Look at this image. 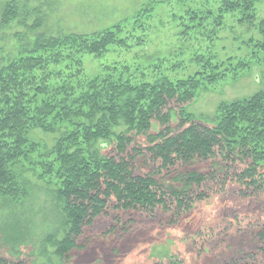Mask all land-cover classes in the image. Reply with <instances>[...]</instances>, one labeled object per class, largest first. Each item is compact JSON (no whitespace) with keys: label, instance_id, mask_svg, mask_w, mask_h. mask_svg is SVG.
I'll return each instance as SVG.
<instances>
[{"label":"trees","instance_id":"obj_1","mask_svg":"<svg viewBox=\"0 0 264 264\" xmlns=\"http://www.w3.org/2000/svg\"><path fill=\"white\" fill-rule=\"evenodd\" d=\"M176 1L187 7L180 17L181 36L188 38L192 31L213 41L232 15L258 32L259 39L247 43L254 50L251 56L222 61L197 56L200 69L186 78L154 75L148 80L145 73L138 77L130 66L116 63L103 64L100 73L88 77L86 56L102 61L112 50L130 53L147 45L151 28L143 21L152 8L90 35H51L38 31L46 22L43 17L28 25L39 9L17 0L3 3L0 39L15 24L33 37L23 39L27 42L17 55L0 66V198L11 210L24 204L33 189L26 171L53 195L59 220L42 240V255L51 247V254L68 264L73 251L85 248L78 243L85 229L110 209L147 215L160 210L171 216L170 224L177 223L209 199L207 184L224 172L190 170L197 162L222 164L226 177L233 168L246 196L264 192V92L221 103L212 124L187 110L201 91L264 64V17L258 15L264 0ZM177 58L179 68L183 62ZM35 129L58 135L52 148L32 141ZM142 137L146 145L140 143ZM99 144L112 149L103 155ZM149 159L155 171L138 173L140 161ZM169 178L172 183H165ZM18 224L9 219L1 229L0 264H27L19 260L16 246L29 242V230ZM21 231L26 235L14 238L13 232ZM259 240L264 244V230Z\"/></svg>","mask_w":264,"mask_h":264},{"label":"rangeland","instance_id":"obj_2","mask_svg":"<svg viewBox=\"0 0 264 264\" xmlns=\"http://www.w3.org/2000/svg\"><path fill=\"white\" fill-rule=\"evenodd\" d=\"M5 1L0 0V10ZM17 1L27 4L30 10L39 9L28 25H32V20L43 17L46 22L38 31L51 35H90L125 22L140 10L152 8L143 21L151 28L146 34L147 45L130 53L112 50L102 61L86 56L84 69L88 77L100 73L103 64L116 63L130 66L131 73L138 77L145 73L148 80L154 75L186 78L200 69L202 63H197V56L208 58L214 55L220 61L228 57L249 58L254 50L247 43L251 39H259L256 29L240 24L232 15L226 17L224 28L213 41L207 35L192 31L185 38L180 35L185 29L180 17L185 15L187 7L176 0ZM258 15L259 18L264 17V4L258 6ZM27 36L33 37L25 26L18 24L1 33L0 66L4 59L17 55L23 42H27L23 41ZM177 55L183 62L179 68L175 67L179 60ZM159 60L164 62L160 64ZM258 92H264V64H253L236 80L201 91L187 110L201 121L212 124L221 103L248 98ZM176 124L174 120V126ZM158 130L159 127H155L153 132ZM57 138V134H48L40 129L31 133L32 141L41 147L52 148ZM139 141L147 144L144 137ZM97 148L103 155L112 149L103 144ZM139 164L138 173H153L156 169L152 161L141 160ZM223 168L224 172L218 174V179L207 184L209 199L197 203L175 224H170L171 216L160 210L147 215L110 209L108 214L96 218L93 225L85 229L78 240L85 248L73 251L68 264H169L172 259H181L184 264H264V244L259 240V234L264 230V192L254 195L249 192L246 196V187L232 176L234 169L227 170L229 177H226L225 166L214 160L197 162L190 170L219 173ZM24 175L33 189L22 206L8 209L0 198V239L3 237L1 229L9 219H17L18 226L25 225L29 230L30 238L27 244L16 246V250L21 251L17 255L19 260L27 264H65L51 254V247L47 248L45 255L41 254L43 238L57 224L54 197L36 174L26 171ZM171 180L166 179L165 183L171 184ZM13 235L19 239L26 233L13 232Z\"/></svg>","mask_w":264,"mask_h":264}]
</instances>
